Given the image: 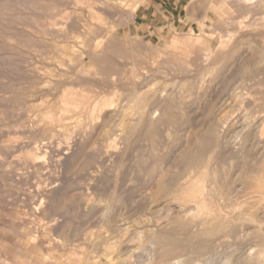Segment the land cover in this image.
Segmentation results:
<instances>
[{
	"label": "rangeland",
	"instance_id": "1",
	"mask_svg": "<svg viewBox=\"0 0 264 264\" xmlns=\"http://www.w3.org/2000/svg\"><path fill=\"white\" fill-rule=\"evenodd\" d=\"M216 1L0 0V264H166L198 246L150 241L142 222L185 239L181 224L163 228L161 206L151 208L146 196L162 168L177 170L172 148L183 128L197 126L187 105L199 101L197 87L250 46L262 60L243 65L236 84L243 107L264 113V0H229L221 10ZM141 9L148 12L143 27ZM118 101L139 114L147 109L124 141L106 119ZM173 101L176 125L157 124ZM224 163L227 176L232 163ZM132 223H141L136 234ZM226 231L207 243L206 264L249 248L264 264L263 233L248 222Z\"/></svg>",
	"mask_w": 264,
	"mask_h": 264
},
{
	"label": "bare ground",
	"instance_id": "2",
	"mask_svg": "<svg viewBox=\"0 0 264 264\" xmlns=\"http://www.w3.org/2000/svg\"><path fill=\"white\" fill-rule=\"evenodd\" d=\"M228 1L229 0H218L216 1L217 2L216 7L219 10H221L223 7L225 8ZM245 1L251 2V0H245ZM219 10L217 12H219ZM204 13L206 14V11ZM219 14L220 13H218V15ZM263 53L264 52H262V54ZM259 55L260 53L251 46L244 48L243 51L241 52L238 51L233 57H231V60L223 67L220 74L216 76L217 79L207 81V85L206 83H204L203 86L200 87L197 85L199 87V88L197 87V89L199 90L196 89L197 91L195 90V92H198V97H197V100H199L197 101L198 103L195 101H189V98L185 99L186 102L187 100L189 101L187 103L188 106L194 105L193 107L195 108L194 114H195V119H197V123H196L197 126L194 129H192L193 125L192 127L190 126L191 128H189V126L188 128L184 126L185 128L182 129L180 137L178 138L177 142L172 148L174 163L176 164L173 165L176 166L177 170L173 171L174 169L172 168V170L170 171L171 169L170 168L169 171L167 170L165 171L162 168L160 172L156 174L158 176L157 181L154 179L156 181L155 188L157 190L155 189L156 190L154 191L155 194H153L154 193L153 191H152L153 193L151 192L150 194L149 191V195L148 193L146 194L148 195L146 196L147 197L146 200L149 202L151 208L161 206L159 213L165 215L163 216L165 217L164 218L165 220L162 223L163 228H166L167 226L169 228V225L171 223L181 224L184 229H187L186 237L183 241H178L173 239L174 237L173 238L170 237L172 235L167 236L165 234H160V235L155 234V232L148 227L152 223L150 222L151 220H149L150 224H148V221L144 219L142 225L145 226V230H146L145 232L147 238L153 239L150 241H154V242L156 241V243L159 242L161 244H165L169 246L181 245V244L186 246L185 244L187 245L192 244L194 240L196 241L199 240V242H198V246L191 248L190 250L191 254L172 258L171 261H169L168 263L165 262L166 264L208 263L209 258L211 257L210 253H212V251H210L207 243L208 242L214 243L216 241L215 239H217L216 237L221 236V238L222 237L225 238L226 236H228L226 235L227 232L226 230L230 226L238 222H242V223L248 222V224L254 227V232L258 230L259 231L258 233L261 232L263 233L262 235L264 236V231L261 227L262 226L261 222L264 221V113L258 111H252V109L248 110L246 109L247 106L246 108L243 107L244 102H246L245 100H247V98L245 97L246 95L245 96L243 95L240 88L243 85L241 86L237 85L238 83L241 84V82L238 81L240 76H242L240 75L242 73L240 72L241 67L245 65L247 62L252 63L253 61L255 62L257 59L262 60L259 59L261 57ZM257 62L258 61H256V64ZM204 81L206 82V80ZM196 83L198 84L197 81ZM243 83H245V81ZM236 86L237 88L234 90ZM172 87L173 86H171V88ZM185 87L183 89L188 88ZM167 88L168 86L166 87V89ZM190 89L188 90L190 91ZM192 89L194 92V86L192 87ZM244 90L245 89H243V91ZM148 92L147 93L144 92L145 96L146 94H148ZM150 92L148 95L149 96L151 94L153 95V92L152 93ZM156 92L155 93L157 95H159V93L162 94L161 91L158 93L157 90ZM187 94H188L187 96L189 97L190 93ZM152 95L151 97H155L154 95L153 96ZM168 96H170V94ZM151 97H149L148 100H150ZM182 98L185 97L182 96ZM167 102L170 104L171 101L170 102L167 101ZM121 103H119L118 101V104H116L115 106L113 104L112 105L113 107L111 106V108L108 110L109 117L106 115V113L105 116H107L106 118L107 120L108 118H111L112 121L116 123L115 124L116 126H114L115 130L114 131L111 130L113 132V135L119 136V138L122 141H124L127 140L126 138H128L135 129H137L136 127L144 119L145 111H147V109H145L144 111V109L141 108L140 110H143V112L139 114L135 111V108L133 110L131 109L132 107L130 106L131 108L129 107L130 109L129 108L127 109V106L125 107V104L121 105ZM172 103L173 104L171 105L167 104L169 105L167 107L164 105L166 108L164 107V112L162 113V115L160 114L162 117L160 116L161 119L159 123L157 121V124H161V126L163 124L167 126H169L170 124L174 125L175 118L177 116H174L176 112L175 113L173 112L177 110L176 108H178L180 104L179 102H177V104L179 105L176 108H174L173 111L172 105L175 104L174 101ZM131 104L133 105V103ZM141 105L142 104H140V106ZM145 105L146 103L143 104V106L141 107H145ZM261 111H264V109ZM152 114L150 113V115ZM145 117L147 116L145 115ZM153 122L156 121H151V123ZM105 124H107V122ZM157 124L154 125H156L157 127L158 126ZM187 125L188 124H186V126ZM154 130L152 128V133H154V135L156 136L157 133L155 134L156 131ZM155 136L152 135L151 137L150 136L149 137L155 140L154 138ZM218 159L219 161H217ZM225 161H231L232 163V171L229 174L227 172L228 174L227 176H223L226 170L225 167H227L225 166L226 165L224 163ZM163 194L165 195L164 197L162 196ZM216 195H219V197L218 196L216 197ZM160 196L162 197L157 199V197ZM219 201L226 202L224 203L225 206L223 207L218 206L219 204H217V202ZM160 221L162 222V220ZM136 224L138 223H132L130 227H128V231L130 232V234L137 233ZM123 239L124 240L121 246L122 249L126 250L129 248L130 238L124 237ZM253 239L255 238L253 237ZM227 240L225 241L228 242ZM217 247L215 246L214 249H217ZM119 250L121 251V249ZM130 252L134 254L135 250L133 249V251L131 250ZM193 254L194 255L196 254V256H194ZM233 255L234 254H232V257ZM259 255L261 256V252L259 254L255 253V251L249 248L244 253V256L239 255L233 258L229 256L230 259L231 258L232 259L230 260L228 258L229 260H227V258H225L226 261H223L221 264H261L262 259H260L261 257H259Z\"/></svg>",
	"mask_w": 264,
	"mask_h": 264
},
{
	"label": "crops",
	"instance_id": "3",
	"mask_svg": "<svg viewBox=\"0 0 264 264\" xmlns=\"http://www.w3.org/2000/svg\"><path fill=\"white\" fill-rule=\"evenodd\" d=\"M149 8H153V7L151 5H149ZM146 10H148V8ZM142 11H143V9H141V11H140L141 15H137V17H136L137 22H139L141 27H143V25H146L145 20H147V18H148V12L146 13L145 11L144 12H142Z\"/></svg>",
	"mask_w": 264,
	"mask_h": 264
}]
</instances>
